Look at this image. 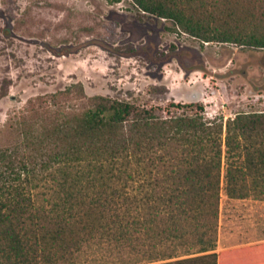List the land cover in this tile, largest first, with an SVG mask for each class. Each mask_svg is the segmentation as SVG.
Listing matches in <instances>:
<instances>
[{"label":"trees","instance_id":"trees-1","mask_svg":"<svg viewBox=\"0 0 264 264\" xmlns=\"http://www.w3.org/2000/svg\"><path fill=\"white\" fill-rule=\"evenodd\" d=\"M131 2L202 43L264 50V0ZM221 183L264 197V112L209 119L81 83L31 98L0 126V264H264V245L215 251Z\"/></svg>","mask_w":264,"mask_h":264},{"label":"rangeland","instance_id":"rangeland-1","mask_svg":"<svg viewBox=\"0 0 264 264\" xmlns=\"http://www.w3.org/2000/svg\"><path fill=\"white\" fill-rule=\"evenodd\" d=\"M170 29L131 0H0V126L29 99L75 83L89 97L200 103L209 119L264 112V50ZM223 189L215 251L264 245V197Z\"/></svg>","mask_w":264,"mask_h":264}]
</instances>
